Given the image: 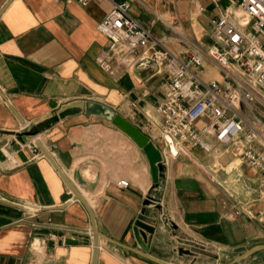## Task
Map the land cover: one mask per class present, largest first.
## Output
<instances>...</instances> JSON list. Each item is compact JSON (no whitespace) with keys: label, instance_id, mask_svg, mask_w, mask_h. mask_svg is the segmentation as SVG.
<instances>
[{"label":"crops","instance_id":"crops-1","mask_svg":"<svg viewBox=\"0 0 264 264\" xmlns=\"http://www.w3.org/2000/svg\"><path fill=\"white\" fill-rule=\"evenodd\" d=\"M127 1L131 14L171 52L183 60L192 52L202 56L198 72L205 82L233 81L208 49L215 43L214 20L241 0ZM111 8V0L85 7L0 0V151L9 157L0 160V264L93 263L90 214L42 149L33 148L37 141L93 209L101 234L96 264H229L264 244V224L256 217L264 208V171L210 137L211 153L184 146L188 154H173L158 112L170 74L156 62L133 72L115 65L114 75L97 63L109 49L98 26ZM154 50L143 53L149 57ZM74 100L105 104L142 129L165 159L159 184L143 148L110 120L85 113L57 120L61 106ZM255 107L257 112L244 103L243 114L264 121L262 97ZM29 127L39 135L25 141L21 134ZM122 180L129 185L120 186ZM145 208L158 221L150 252L134 234ZM36 241L43 246L36 248ZM191 248L195 252L188 254ZM239 264H264V250Z\"/></svg>","mask_w":264,"mask_h":264},{"label":"built area","instance_id":"built-area-1","mask_svg":"<svg viewBox=\"0 0 264 264\" xmlns=\"http://www.w3.org/2000/svg\"><path fill=\"white\" fill-rule=\"evenodd\" d=\"M54 1L77 2L85 7L91 0ZM111 1L112 10L98 26L110 45L97 63L114 75L115 65L133 72L138 64L151 58L160 71L170 74L165 101L158 112L163 120L164 143L171 150L173 145L178 148L173 154L178 155L184 146L211 153L214 146L208 141L210 137L248 166L264 171V121H249L243 114L244 103L257 112L256 99L264 100V0H241L235 11L214 20L215 43L209 47L208 55L234 81L225 84L205 82L198 72L202 56L192 52L183 60L171 52L164 39L155 38L131 14L127 0ZM150 47L155 50L147 57L143 51ZM201 119L205 124L199 128L197 122ZM33 148L38 150L36 143ZM119 185L129 184L122 180ZM256 217L264 224V208ZM34 245L40 248L43 242L36 241Z\"/></svg>","mask_w":264,"mask_h":264},{"label":"water","instance_id":"water-1","mask_svg":"<svg viewBox=\"0 0 264 264\" xmlns=\"http://www.w3.org/2000/svg\"><path fill=\"white\" fill-rule=\"evenodd\" d=\"M149 64H154V61L151 58L143 61L139 65H149ZM155 68L157 69V66ZM84 113L87 115L91 114L106 118L110 120L118 129H121L125 131L128 135H130L134 139V141L137 142L143 148L144 152L146 153V156L150 161L151 173L154 178V183L155 185L159 184L160 179L164 175L163 171L165 168V161H164L165 159L163 158L161 149L153 142V140L142 129H139L136 125L134 126L132 123L126 120L122 115L117 114L111 107L92 100L89 101L74 100V102L64 104L63 106H61V108L57 113L56 119L64 120L74 115L84 114ZM36 134L37 132H35L34 130L32 131L29 130L28 132H25L23 136H21V139L23 138L25 141H28L29 136H34ZM36 144L42 149L43 155L47 156L50 159V161L53 162L59 174L65 179L71 191L75 195L74 199L81 201L84 207L87 208L91 217V222L93 223L94 234L96 237L95 248H94L95 253L92 263V264H96L98 257L99 238L101 234L97 230V222L95 220L93 209L89 206V203L84 198V196L77 190V188L74 187V185L69 180V178L66 177L63 170L59 167L57 162H55L52 154L47 149V147H44L41 141H37ZM182 150L188 154L186 149L183 148ZM6 159H7L6 153L4 151H0V160L5 161ZM151 204H152L151 198H148L144 203L146 207L150 206ZM65 205L67 204L62 205V207H64ZM157 225H158L157 220L154 219L152 220L147 216V208H145L142 211L141 216L138 218L135 224L134 234L136 236V239L138 243L141 245V247L147 252H150L149 251L150 245L152 243V239L154 236L153 234L155 232V228ZM173 228L175 231L178 229L176 225H174ZM182 242L190 245L191 247H195L194 243L190 240H183ZM191 249L192 250L187 251L188 254H193L195 252V248H191ZM261 250H264V244H260V246H255L245 251V253L234 258L229 264H239L241 261L246 259V257L255 254L257 252H261ZM145 256L148 259H151L153 261L155 260L149 255H145Z\"/></svg>","mask_w":264,"mask_h":264},{"label":"bare ground","instance_id":"bare-ground-1","mask_svg":"<svg viewBox=\"0 0 264 264\" xmlns=\"http://www.w3.org/2000/svg\"><path fill=\"white\" fill-rule=\"evenodd\" d=\"M175 145H173V147H172V150L171 151H173L174 153H177V151H178V148L176 147ZM7 155V154H6ZM37 243H35V245H36Z\"/></svg>","mask_w":264,"mask_h":264},{"label":"rangeland","instance_id":"rangeland-1","mask_svg":"<svg viewBox=\"0 0 264 264\" xmlns=\"http://www.w3.org/2000/svg\"><path fill=\"white\" fill-rule=\"evenodd\" d=\"M29 130H31L32 131V129L29 127V128H27L24 132H28ZM22 136L24 135V134H21ZM37 135H39L38 133L36 134V135H34V136H31V137H36ZM30 137V136H29ZM185 148V147H184ZM182 152V151H181Z\"/></svg>","mask_w":264,"mask_h":264}]
</instances>
